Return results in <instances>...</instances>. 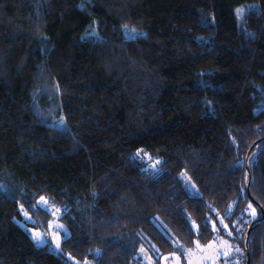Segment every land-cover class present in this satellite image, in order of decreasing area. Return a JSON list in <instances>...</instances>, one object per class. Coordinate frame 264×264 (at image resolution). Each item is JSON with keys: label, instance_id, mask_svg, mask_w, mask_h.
Returning <instances> with one entry per match:
<instances>
[{"label": "trees", "instance_id": "1", "mask_svg": "<svg viewBox=\"0 0 264 264\" xmlns=\"http://www.w3.org/2000/svg\"><path fill=\"white\" fill-rule=\"evenodd\" d=\"M248 157L264 211V0H0V264H157L218 218L245 264ZM41 198L58 253L29 232ZM248 251L264 264V220Z\"/></svg>", "mask_w": 264, "mask_h": 264}, {"label": "rangeland", "instance_id": "2", "mask_svg": "<svg viewBox=\"0 0 264 264\" xmlns=\"http://www.w3.org/2000/svg\"><path fill=\"white\" fill-rule=\"evenodd\" d=\"M135 33L137 34L138 32L136 31ZM134 158L140 164L143 171L152 176L160 174L161 159L157 156L145 153L144 151H138L134 155ZM179 179L185 190L191 196L200 195L197 187L191 181L186 172L180 173ZM42 199L43 198L38 201L34 208L40 207V210L50 214L51 219L48 221L44 230H35V228H33L31 231L29 230V232L39 246L47 245L50 250L58 253L60 251V241L66 233V230L58 221L60 216L58 210L49 207L45 201L41 202ZM250 212L252 215L254 214L252 210ZM24 219L28 223H36V221L28 214H24ZM211 224L215 230V236L210 243L206 245L195 243L192 248L180 247L179 250L182 254L180 252H175L163 255L159 258L160 260L157 264H230L237 262L238 255L241 251L238 248V243L233 240V233L228 230V226L222 218H218L217 224ZM218 229H221L222 232ZM37 234H39V239H37ZM197 245H199V247H197ZM140 252L141 264H156L155 259H158V256L153 257L143 249H141Z\"/></svg>", "mask_w": 264, "mask_h": 264}, {"label": "water", "instance_id": "3", "mask_svg": "<svg viewBox=\"0 0 264 264\" xmlns=\"http://www.w3.org/2000/svg\"><path fill=\"white\" fill-rule=\"evenodd\" d=\"M259 141H257L256 143H258ZM254 143L253 146L256 144ZM249 160L250 158L248 157L247 158V161H246V173H247V179H246V193L249 197V199L251 200V202L254 204V206L260 211L261 213V217L256 221L255 225L251 226L245 237H244V246H245V254H246V262L245 264H250V260H249V251H248V240H249V237H250V234L252 233V231L254 230V228L256 226H258L259 224H261L264 220V211L263 209L260 207V205L252 198L251 194H250V191H249V180H250V175H249Z\"/></svg>", "mask_w": 264, "mask_h": 264}, {"label": "snow or ice", "instance_id": "4", "mask_svg": "<svg viewBox=\"0 0 264 264\" xmlns=\"http://www.w3.org/2000/svg\"><path fill=\"white\" fill-rule=\"evenodd\" d=\"M254 211V210H253ZM37 239H39V234H37ZM197 247H199V245H197Z\"/></svg>", "mask_w": 264, "mask_h": 264}]
</instances>
